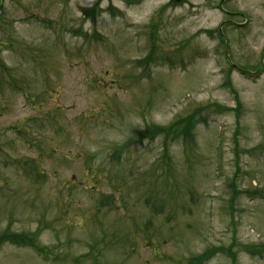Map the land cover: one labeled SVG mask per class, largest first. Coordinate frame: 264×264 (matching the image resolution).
Instances as JSON below:
<instances>
[{"label":"rangeland","instance_id":"obj_1","mask_svg":"<svg viewBox=\"0 0 264 264\" xmlns=\"http://www.w3.org/2000/svg\"><path fill=\"white\" fill-rule=\"evenodd\" d=\"M0 264H264V0H0Z\"/></svg>","mask_w":264,"mask_h":264},{"label":"water","instance_id":"obj_2","mask_svg":"<svg viewBox=\"0 0 264 264\" xmlns=\"http://www.w3.org/2000/svg\"><path fill=\"white\" fill-rule=\"evenodd\" d=\"M175 1L180 2L181 0H175Z\"/></svg>","mask_w":264,"mask_h":264},{"label":"trees","instance_id":"obj_3","mask_svg":"<svg viewBox=\"0 0 264 264\" xmlns=\"http://www.w3.org/2000/svg\"><path fill=\"white\" fill-rule=\"evenodd\" d=\"M139 139H141V138H139Z\"/></svg>","mask_w":264,"mask_h":264}]
</instances>
